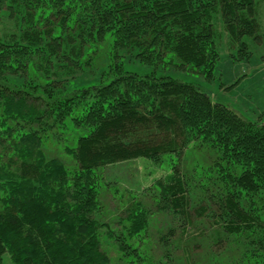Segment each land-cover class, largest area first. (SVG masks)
Listing matches in <instances>:
<instances>
[{"label":"trees","instance_id":"trees-1","mask_svg":"<svg viewBox=\"0 0 264 264\" xmlns=\"http://www.w3.org/2000/svg\"><path fill=\"white\" fill-rule=\"evenodd\" d=\"M89 1L0 0V17L7 12L17 24L9 37H0V264L5 253L15 264H110L98 235L97 170L118 160L182 151L191 138L221 151L217 164L228 188L212 193L221 208L212 217L223 219L224 232L264 245V206L258 201L264 198L263 122L213 104L196 85L170 75L124 71L121 58L99 73L101 80L112 77L108 82L56 87L92 65L87 32L97 37L112 31L115 44L147 61L170 52L182 65L212 69L215 14L239 20L253 35L257 0ZM229 28L239 36L238 27ZM11 68L24 69L25 81L12 80L19 72L10 74ZM69 116L75 126H92L78 137L77 149L68 147L80 164L71 172L45 154L41 134L26 130L30 124L50 129L46 119L51 118L68 127ZM147 130L124 141L127 131ZM175 167L159 182L164 205L191 225L187 175ZM236 195L250 197V204ZM128 219L131 235L148 226L139 204ZM129 246L120 243L123 251Z\"/></svg>","mask_w":264,"mask_h":264},{"label":"rangeland","instance_id":"rangeland-1","mask_svg":"<svg viewBox=\"0 0 264 264\" xmlns=\"http://www.w3.org/2000/svg\"><path fill=\"white\" fill-rule=\"evenodd\" d=\"M86 4H91V1L86 0ZM255 8L256 28L253 35L242 28L239 20L225 21L221 12L215 14L213 24L217 54L212 69L182 65L170 52L158 57L154 54L152 58L147 57V61L142 56H133L135 53L126 47L115 44L112 31L97 37L87 32L84 38L88 41L87 48L94 55L92 65L76 70L75 79L56 87L96 84L101 80L99 73L111 60H121L124 71L149 73L155 77L170 75L196 85L213 104L225 105L245 120L264 123V0H257ZM15 18L7 12L1 14V38L9 37L17 29ZM53 21L59 22L60 19ZM230 25L238 27V37L231 33ZM92 32L95 34V29ZM114 54L120 55L114 58ZM43 63H40L41 67ZM7 71L10 74L19 72L11 74L15 76L11 79L16 83L25 81L24 69L11 68ZM110 79L112 77L101 82ZM1 104L2 101V114ZM42 107L45 105L42 104ZM71 118L69 116L66 121L72 123ZM46 122L52 124L50 129L43 130L39 124H30L26 130L41 134L45 144L43 150L49 158L61 160L70 172L78 169L80 164L68 147L77 149L78 137L87 135L92 126L82 125L80 128L72 123L66 127L56 118L46 119ZM148 132L127 131L124 141L129 142V136L136 139ZM220 154L217 147L200 145L191 138L179 152L164 153L159 158L136 156L99 168L98 235L110 264H264L263 244L254 243V238L244 239L240 235L224 232L221 227L223 219L212 217L216 212L221 213L220 206L214 204L217 199L213 201L212 193L218 196L228 188L223 171L217 164ZM175 166L187 175L188 210L194 217L191 225L164 205L159 182L171 177ZM237 197L242 203L250 204V197ZM260 199L258 201L263 207L264 198ZM138 204L148 214V226L131 235L127 230L130 226L128 216L131 207ZM204 207L211 210L203 213ZM261 216L264 217V214ZM124 240L130 245L125 251L120 247ZM3 264H15L9 253L4 254Z\"/></svg>","mask_w":264,"mask_h":264}]
</instances>
